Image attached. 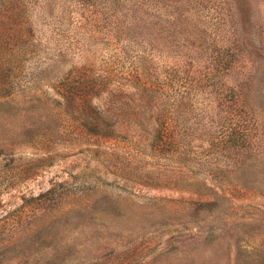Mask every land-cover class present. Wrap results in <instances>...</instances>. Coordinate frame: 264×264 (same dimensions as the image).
Returning a JSON list of instances; mask_svg holds the SVG:
<instances>
[{
  "label": "rangeland",
  "instance_id": "374dc122",
  "mask_svg": "<svg viewBox=\"0 0 264 264\" xmlns=\"http://www.w3.org/2000/svg\"><path fill=\"white\" fill-rule=\"evenodd\" d=\"M0 264H264V0H0Z\"/></svg>",
  "mask_w": 264,
  "mask_h": 264
},
{
  "label": "trees",
  "instance_id": "16d2710c",
  "mask_svg": "<svg viewBox=\"0 0 264 264\" xmlns=\"http://www.w3.org/2000/svg\"><path fill=\"white\" fill-rule=\"evenodd\" d=\"M95 114V113H94ZM84 116V115H83ZM95 116H97L98 118H100L101 117V115H99L98 113H96L95 114ZM97 117H95V118H97ZM86 120L85 121H87V122H83V123H85V124H82V126H83V128H86V129H92L93 131H97V122H92V121H94V119H92L91 120V122H88L89 120V118H85ZM91 119V118H90ZM94 125V126H90V125Z\"/></svg>",
  "mask_w": 264,
  "mask_h": 264
}]
</instances>
